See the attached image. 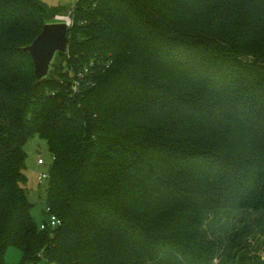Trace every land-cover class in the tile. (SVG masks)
I'll list each match as a JSON object with an SVG mask.
<instances>
[{
	"label": "trees",
	"instance_id": "16d2710c",
	"mask_svg": "<svg viewBox=\"0 0 264 264\" xmlns=\"http://www.w3.org/2000/svg\"><path fill=\"white\" fill-rule=\"evenodd\" d=\"M62 9L0 0V264H264V0H77L38 83L22 47Z\"/></svg>",
	"mask_w": 264,
	"mask_h": 264
},
{
	"label": "rangeland",
	"instance_id": "374dc122",
	"mask_svg": "<svg viewBox=\"0 0 264 264\" xmlns=\"http://www.w3.org/2000/svg\"><path fill=\"white\" fill-rule=\"evenodd\" d=\"M51 7H62V12L67 13L71 10L77 0H41ZM62 13V14H64ZM56 21V19H52ZM27 152L26 158V182L24 187L30 199L34 202L32 213L36 221L40 224L44 219L48 220L49 216L46 213L47 208V188L48 180L40 179L41 173L49 174L53 164V154L49 149L48 141L36 134L29 139L25 146ZM42 158L43 162L39 163L38 159ZM260 245V254L264 258V244ZM257 246V244H255ZM5 261L11 264H24V253L16 246H9L5 253Z\"/></svg>",
	"mask_w": 264,
	"mask_h": 264
},
{
	"label": "water",
	"instance_id": "95a60500",
	"mask_svg": "<svg viewBox=\"0 0 264 264\" xmlns=\"http://www.w3.org/2000/svg\"><path fill=\"white\" fill-rule=\"evenodd\" d=\"M69 28L66 21L48 22L31 43L22 47L32 55L38 83L51 74L57 53L67 52Z\"/></svg>",
	"mask_w": 264,
	"mask_h": 264
},
{
	"label": "built area",
	"instance_id": "2783aa9c",
	"mask_svg": "<svg viewBox=\"0 0 264 264\" xmlns=\"http://www.w3.org/2000/svg\"><path fill=\"white\" fill-rule=\"evenodd\" d=\"M54 19H56V21H66V22H68L69 26H71L73 23L72 9L69 10L66 14H55ZM82 78H83V72H79L78 76H76L74 78V82H73V88L74 89L77 90L79 88V86H81ZM38 161H39V163H42L43 159L39 158ZM48 177H49V174H45V173H41V175H39V178H41V179L48 178ZM61 224H62V220L57 215L50 214L47 222H42L40 226H41V228H46V226H51L52 228H56V227L60 226Z\"/></svg>",
	"mask_w": 264,
	"mask_h": 264
}]
</instances>
